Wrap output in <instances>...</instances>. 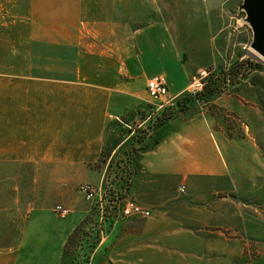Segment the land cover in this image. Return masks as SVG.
I'll use <instances>...</instances> for the list:
<instances>
[{
	"label": "crops",
	"instance_id": "obj_1",
	"mask_svg": "<svg viewBox=\"0 0 264 264\" xmlns=\"http://www.w3.org/2000/svg\"><path fill=\"white\" fill-rule=\"evenodd\" d=\"M137 2L30 0L9 29L27 40L0 47V165L45 168L47 198L0 264H63L90 211L79 186L103 182L112 159L128 158V121L150 123L148 79L162 78L169 97L189 89L186 72L167 68V27L141 20L136 29ZM215 124L189 109L148 131L126 196L151 216L113 222L90 264L250 263L247 242L261 240L264 224L243 200L255 191V148ZM57 204L68 217L56 216Z\"/></svg>",
	"mask_w": 264,
	"mask_h": 264
},
{
	"label": "rangeland",
	"instance_id": "obj_2",
	"mask_svg": "<svg viewBox=\"0 0 264 264\" xmlns=\"http://www.w3.org/2000/svg\"><path fill=\"white\" fill-rule=\"evenodd\" d=\"M137 1L136 29L143 26L139 22L141 20L152 23L161 21L167 27L175 53L170 52L168 45L166 65L173 73L186 72L191 77L187 93L198 90L191 85L201 76L220 69L227 70L237 60L251 61L260 66L249 70L246 75H239L240 80L235 84L224 83L218 92L206 100L194 101L191 110L213 117L215 128L228 137L245 140L252 148L254 145L256 162L253 165L257 172V178L253 181L255 191L254 194H245L243 200L264 220V59L251 48L253 33L246 23V15L239 9L243 0ZM29 13L30 0H0V47H13L20 40L25 45L27 38L12 36L9 29L13 27L16 16ZM11 47H7L6 58ZM2 54L0 51V58ZM150 102L154 103L151 99ZM128 123L136 134L151 125L148 123L139 127L132 121ZM129 164V158L124 155L111 160L101 182L103 187L110 190L107 196L115 192L120 197H127L132 177L129 172H133ZM37 169L40 172L39 180L34 181ZM44 175L43 167L0 165V254L19 244L30 209L46 201ZM248 185L251 186L250 183ZM130 200L134 201L132 198ZM86 202L90 210L86 224L80 228V237L75 239L63 264H90L101 240L98 227H94L96 214L93 205ZM120 220L127 218H122L118 212L107 213L103 236L113 228V222ZM262 235L261 240L247 242L244 254L249 264H264V224Z\"/></svg>",
	"mask_w": 264,
	"mask_h": 264
},
{
	"label": "built area",
	"instance_id": "obj_3",
	"mask_svg": "<svg viewBox=\"0 0 264 264\" xmlns=\"http://www.w3.org/2000/svg\"><path fill=\"white\" fill-rule=\"evenodd\" d=\"M208 74L201 76L199 78L201 81L195 80L191 87L196 86L195 88L198 89L197 91L201 90ZM146 93L155 103V105H153L150 109L151 111L148 113V119H150L149 124H152L157 115L164 108L170 107L173 104L176 97H169L167 84L158 77L148 79L146 83ZM78 191L83 196L84 200L90 202V204L93 205L94 213L96 214L94 227H98V233L100 234L101 239L103 238L105 222H107V213L110 214L111 212H118L119 215L124 219L138 217L149 218L152 213L138 203L130 200V198L120 197L115 192L107 196V194L110 193V190L107 187H103L102 183L97 185L83 184L79 186ZM53 211L60 219H65L68 217L71 210L57 204Z\"/></svg>",
	"mask_w": 264,
	"mask_h": 264
},
{
	"label": "trees",
	"instance_id": "obj_4",
	"mask_svg": "<svg viewBox=\"0 0 264 264\" xmlns=\"http://www.w3.org/2000/svg\"><path fill=\"white\" fill-rule=\"evenodd\" d=\"M256 66L260 67L257 65V63H253L251 61L237 60L227 70L220 69L217 72L209 73L205 78L204 86L201 90L196 91L194 93H187L186 91H184L180 95H178L175 98L173 104L170 107L164 108L157 115L151 125H148L146 129L141 130L140 133H137L132 138L128 149L129 162H131L134 156H136L137 153L143 148V142H145L148 131H150L153 127L162 124L164 121L169 120L176 114L187 112L189 109H191V104L194 101H204L207 98L213 96L216 92L220 90L221 86L224 83H237L240 80L239 75H246L249 70L255 68ZM129 173L132 174L131 172ZM86 221L87 220H85L80 227L75 228L73 233L69 236L67 244L66 246H64V257H66V255L70 252L71 247L74 246L75 239L80 237V228L86 224Z\"/></svg>",
	"mask_w": 264,
	"mask_h": 264
},
{
	"label": "water",
	"instance_id": "obj_5",
	"mask_svg": "<svg viewBox=\"0 0 264 264\" xmlns=\"http://www.w3.org/2000/svg\"><path fill=\"white\" fill-rule=\"evenodd\" d=\"M239 9L253 33L251 48L264 59V0H243Z\"/></svg>",
	"mask_w": 264,
	"mask_h": 264
}]
</instances>
